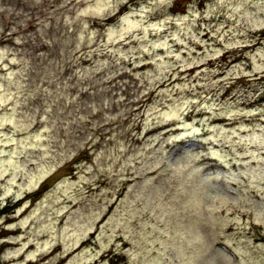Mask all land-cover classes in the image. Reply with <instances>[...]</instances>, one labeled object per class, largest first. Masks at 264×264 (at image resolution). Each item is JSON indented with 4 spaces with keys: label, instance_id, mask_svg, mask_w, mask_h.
I'll return each mask as SVG.
<instances>
[{
    "label": "rangeland",
    "instance_id": "374dc122",
    "mask_svg": "<svg viewBox=\"0 0 264 264\" xmlns=\"http://www.w3.org/2000/svg\"><path fill=\"white\" fill-rule=\"evenodd\" d=\"M0 264H264V0H0Z\"/></svg>",
    "mask_w": 264,
    "mask_h": 264
}]
</instances>
